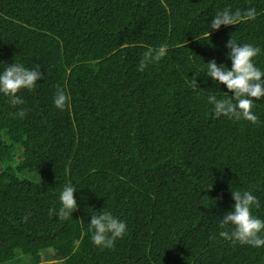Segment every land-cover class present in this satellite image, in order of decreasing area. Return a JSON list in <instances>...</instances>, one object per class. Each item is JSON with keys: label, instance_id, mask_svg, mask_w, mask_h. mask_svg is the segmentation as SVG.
Segmentation results:
<instances>
[{"label": "trees", "instance_id": "trees-1", "mask_svg": "<svg viewBox=\"0 0 264 264\" xmlns=\"http://www.w3.org/2000/svg\"><path fill=\"white\" fill-rule=\"evenodd\" d=\"M224 8L256 18L211 30ZM231 37L261 49L264 71V0H0V73L43 75L22 105L0 93V264H264V246L219 235L231 189L251 191L264 220V97L258 124L208 103L232 95L206 74L213 59L231 69ZM160 45L166 55L138 71ZM65 185L77 209L61 220ZM100 211L127 226L111 249L91 241Z\"/></svg>", "mask_w": 264, "mask_h": 264}, {"label": "clouds", "instance_id": "clouds-1", "mask_svg": "<svg viewBox=\"0 0 264 264\" xmlns=\"http://www.w3.org/2000/svg\"><path fill=\"white\" fill-rule=\"evenodd\" d=\"M255 18V8H249L243 12L240 9L233 11L230 8H224L216 12L210 29L218 30L221 25H237ZM226 47L230 49L227 58L231 60V69L229 70L225 65H218L217 61L213 59L207 63L206 74L213 81L225 85L228 90L225 93H232V95H225L218 99L215 94H212L208 97V103L213 106L216 117L243 119L252 124H258L259 118L253 113L252 108L254 100L264 97V71L254 63V58L260 54L261 49L249 43L238 44L232 37ZM166 53V45L147 47L142 54L137 70L143 71L149 64L160 61ZM42 77L39 66L29 69L23 64L12 63L0 73V93L9 98V103L12 106L22 105L24 101L17 93L21 89H33ZM191 83L194 89H198L195 76L191 78ZM68 99L65 91L58 88L54 97L55 106L63 110ZM16 115L24 118L26 111L21 109ZM75 192L76 188L70 185H65L61 191L59 200L62 206L58 212L59 219L66 220L77 209ZM231 192L235 201L234 210L227 212L220 221L221 228L231 226V230L221 231L220 237L233 243L239 242L242 245H251L257 248L264 246V236L261 235L264 233V220L252 213L253 206L259 207V200L251 191L231 189ZM53 211L50 209L49 213L52 214ZM126 228V223L114 217L110 212L100 211L91 215L89 230L91 241L95 246L113 248L116 239L122 238L125 234ZM76 243L79 244V241Z\"/></svg>", "mask_w": 264, "mask_h": 264}, {"label": "rangeland", "instance_id": "rangeland-1", "mask_svg": "<svg viewBox=\"0 0 264 264\" xmlns=\"http://www.w3.org/2000/svg\"><path fill=\"white\" fill-rule=\"evenodd\" d=\"M48 252V251H47ZM48 254H51L50 252H48Z\"/></svg>", "mask_w": 264, "mask_h": 264}]
</instances>
